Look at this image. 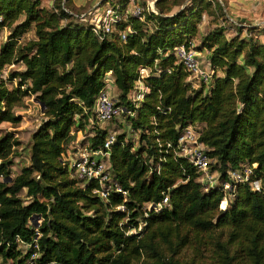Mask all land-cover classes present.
<instances>
[{
	"label": "trees",
	"instance_id": "obj_1",
	"mask_svg": "<svg viewBox=\"0 0 264 264\" xmlns=\"http://www.w3.org/2000/svg\"><path fill=\"white\" fill-rule=\"evenodd\" d=\"M50 1L48 9L41 0H0V29L13 26L11 40L0 45V74L7 65H24L9 76L18 78L14 87L0 78V125L21 121L14 108L27 96L43 105L46 117L31 135L29 163L13 177L11 157L20 141L11 131L0 134V264L24 263L22 244L36 237L40 264H137L142 257L140 264H179L175 247L191 238L202 242L211 233L217 234L209 237L215 236L222 264H240L232 244L252 264H264V192L236 184L225 207L222 186L205 190L196 168L175 154L181 129L204 124L198 142L207 147L211 171L220 173L221 181L228 168L243 163L255 164L253 177L264 181V44L240 37L243 26L231 37L224 27L212 29L196 49L203 50L213 75L194 86L174 49L193 43L210 1L191 0V7L170 13L165 0H157V12L144 9L141 19L127 14L103 40L65 11L87 10L78 11L70 0ZM109 4L123 13L130 2ZM32 25L35 39L17 54L13 39ZM142 68L148 70L143 77ZM107 75L118 90L112 98L140 131V143L135 147L125 133L116 134L111 178L126 196L103 199L93 192L96 182L83 184L72 176L65 151L83 129L86 139L78 146L97 149L105 140L95 101L106 89ZM139 78L148 91L134 103ZM165 195L168 208L147 207ZM120 204L124 211L117 209ZM224 236L226 243L220 240ZM158 239L173 250L169 256Z\"/></svg>",
	"mask_w": 264,
	"mask_h": 264
},
{
	"label": "rangeland",
	"instance_id": "obj_2",
	"mask_svg": "<svg viewBox=\"0 0 264 264\" xmlns=\"http://www.w3.org/2000/svg\"><path fill=\"white\" fill-rule=\"evenodd\" d=\"M114 0H70L71 5L75 6V9L78 11L88 10L98 8L92 12V15L89 18L99 16L102 13L103 8L107 3ZM176 0H165V8H171L170 13H174L184 7H191L194 2L191 0H178L182 4L178 6H173L172 2ZM210 1L211 4L206 11L202 14V19L199 24V31L194 37L193 48L201 45L202 38L212 29L216 27H224L226 37H231L236 35L237 26H243L240 37L246 39H252L258 43L264 44V0H205ZM131 7L132 4L139 5L146 11H150L151 7L155 9L156 0H129ZM219 3L220 7L216 5ZM41 5L46 8H51L50 0H41ZM24 18V15H21L17 20V23H20ZM13 31L12 27H3L0 29V45L6 41L11 40L10 35ZM35 39V30L34 25L30 27L28 31L22 35L14 38L15 42V51L18 54L20 51L24 50V46L28 41ZM198 49V48H197ZM196 49V50H197ZM199 50V49H198ZM196 51L198 53L199 59L203 64H207L208 61L204 59L205 55L203 50ZM24 70V65L22 62H16L11 65H7L3 68L0 78H2L6 83V86L10 89L14 87L18 78L9 79V76L13 72ZM218 74V73H217ZM108 84L106 86V91L108 95L117 99L118 90L113 84L112 75L106 76ZM199 86V84H198ZM238 108V106H237ZM239 109V108H238ZM43 109L41 105L33 96H27L23 99L20 105L14 108L15 114L21 115V121L16 125H11L10 123H2L0 125V134L6 131H11L14 133L15 137L20 141V145L16 146L13 150L12 160L13 165L11 166L10 176H15L20 168L29 163V145L30 138L32 133L38 128L40 123H42L46 117L43 114ZM100 126L103 129L113 130L116 134L125 133L126 140H131L135 147L139 145L140 131L134 130L127 120L126 115H119L116 119L108 122H100ZM197 127H203L204 124H195ZM74 128H72V132ZM87 131L84 129L82 131H76L71 141V143L66 144L65 157L69 160L75 153L80 141H84L86 138ZM78 140V142H77ZM76 142V143H75ZM24 195V192L21 193V196ZM228 196V195H227ZM231 199V198H228ZM221 207V203L220 206ZM226 207V204H225ZM224 207V208H225ZM39 222V221H38ZM174 235V233H172ZM215 235L216 233H211L210 235ZM209 234L204 235L202 242L194 240L193 238L189 239L186 244L180 245L177 249V253L174 255L178 259L179 264H222L221 251L216 247L214 238L209 237ZM159 240V239H158ZM223 242H227V237L224 236L220 239ZM160 250L166 255L169 256L173 250H170V247L167 244H163L160 240L158 243ZM238 245L232 244L231 254L235 251V256L237 262L240 264H252L248 261L244 253L237 247ZM144 258L142 257L137 261V264H140Z\"/></svg>",
	"mask_w": 264,
	"mask_h": 264
},
{
	"label": "built area",
	"instance_id": "obj_3",
	"mask_svg": "<svg viewBox=\"0 0 264 264\" xmlns=\"http://www.w3.org/2000/svg\"><path fill=\"white\" fill-rule=\"evenodd\" d=\"M100 8V7H98ZM97 7L94 10L98 9ZM93 9H89L84 13L77 15L65 9V11L74 15L80 21H83L86 25L90 26L92 32L99 38V40L105 39L114 31L115 25L124 20L127 14L136 16L141 19L144 9L132 4L131 7H127L126 10L121 13L118 4L111 5L107 3L103 8L102 13L99 16H93ZM150 11L155 12L151 7ZM3 21V16L0 14V23ZM122 39H125V32L121 34ZM174 54L177 59V63H180L186 71L190 73L188 79L194 86L198 84H206L210 81L213 70L207 64H203L199 59V55L193 48V43L187 47L185 45H179L174 49ZM141 77L148 74V70L140 69ZM148 91L147 87L143 84L139 78L134 85L131 99L134 103H139L144 94ZM121 106L117 105L116 101L108 95L106 89L101 90L95 101V112L97 122H108L116 119L123 113ZM200 127L195 125H186L181 129V134L175 145V154L177 156L186 158L188 162L196 168L200 173L198 180L202 183L205 190L209 187L217 185L222 186V190L226 192L224 201L227 205V199L232 198V191L236 184H247L252 191L264 192V181L255 179L254 167L255 164L250 165L248 163L240 164L237 168H228L226 171L227 179L221 181L216 170L211 171L210 163L211 159L207 155V147L198 142ZM116 139V132L111 129L107 131L105 140L101 147L97 149H90L88 146H78L74 155L70 158V167L72 170V176L83 184L89 182H96L98 187L93 192L103 199H107L112 193H119L122 196H126V191L122 189V186L112 180L111 178V166L109 162L110 148ZM167 147H171V143L166 144ZM228 195V196H227ZM149 209L153 208L155 212H160L164 208L169 207L168 196L165 195L162 200L155 204H149ZM117 209L124 211V205L120 204ZM224 209V208H223ZM141 227V224L139 228ZM38 235V232L36 233ZM26 258L22 264H40L38 262V244L37 237L33 239L31 243L22 244Z\"/></svg>",
	"mask_w": 264,
	"mask_h": 264
},
{
	"label": "crops",
	"instance_id": "obj_4",
	"mask_svg": "<svg viewBox=\"0 0 264 264\" xmlns=\"http://www.w3.org/2000/svg\"><path fill=\"white\" fill-rule=\"evenodd\" d=\"M204 59H206V60H207V57L205 56V57H204ZM112 129H113V128H112ZM107 131H108V129H107ZM77 142H78V140H77ZM75 143H76V142H75Z\"/></svg>",
	"mask_w": 264,
	"mask_h": 264
},
{
	"label": "water",
	"instance_id": "obj_5",
	"mask_svg": "<svg viewBox=\"0 0 264 264\" xmlns=\"http://www.w3.org/2000/svg\"><path fill=\"white\" fill-rule=\"evenodd\" d=\"M157 1V0H156ZM41 108L43 109V105H41Z\"/></svg>",
	"mask_w": 264,
	"mask_h": 264
},
{
	"label": "bare ground",
	"instance_id": "obj_6",
	"mask_svg": "<svg viewBox=\"0 0 264 264\" xmlns=\"http://www.w3.org/2000/svg\"><path fill=\"white\" fill-rule=\"evenodd\" d=\"M153 10H154V8H153Z\"/></svg>",
	"mask_w": 264,
	"mask_h": 264
}]
</instances>
